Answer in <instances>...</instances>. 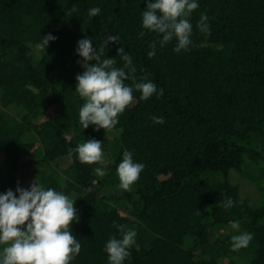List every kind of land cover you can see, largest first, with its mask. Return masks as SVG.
I'll use <instances>...</instances> for the list:
<instances>
[{"label": "trees", "instance_id": "16d2710c", "mask_svg": "<svg viewBox=\"0 0 264 264\" xmlns=\"http://www.w3.org/2000/svg\"><path fill=\"white\" fill-rule=\"evenodd\" d=\"M146 3L0 0V192L29 188L37 178L71 198L80 195L72 230L83 247L72 264H107L103 249L117 233L114 221L138 233L140 250L134 247L125 264H264V203L243 198L229 178L236 170L264 190V0H200L191 16V50L174 52L173 40L152 58L147 52L159 37L142 28ZM95 6L102 11L90 18ZM201 13L210 32L196 27ZM48 33L58 39L37 58L32 47ZM109 34L120 42L103 56L122 66L117 50L124 46L137 77L147 74L164 95L145 101L136 91L113 130L83 129L84 101L75 91L83 68L75 49L85 36L99 49ZM153 115L165 123L155 124ZM93 138L115 161L103 177L94 174L98 163L70 154ZM125 148L146 165L132 191L120 189L116 172ZM65 159L71 162L61 169ZM29 166L32 173L20 178ZM95 186L103 190L97 202L89 192ZM225 197L233 207H223ZM234 220L254 233L238 252L231 249Z\"/></svg>", "mask_w": 264, "mask_h": 264}, {"label": "clouds", "instance_id": "9594fccd", "mask_svg": "<svg viewBox=\"0 0 264 264\" xmlns=\"http://www.w3.org/2000/svg\"><path fill=\"white\" fill-rule=\"evenodd\" d=\"M200 6V0H147L142 16V28L154 32L159 39L153 40L149 58L157 55V46L163 48L175 40L173 51L180 53L191 50L193 46V23L191 16ZM90 18L99 16V6L88 10ZM201 31H209L208 16L201 13L196 25ZM145 31H141L142 38ZM58 39L52 33L43 36L42 47ZM113 42H120L118 35L109 34L100 48L93 46V39L85 36L77 42L76 54L81 58L79 63L83 72L76 76L75 91L84 101L79 109V123L83 129L94 126L95 130H113L120 122V115L131 106L139 91L140 99L148 100L153 96L160 98L164 88L143 75L137 77V66L132 55L121 46L117 55L123 61L117 66L115 57L103 56V50ZM95 61L94 63H90ZM132 81V83H128ZM155 124L165 123L164 116H152ZM82 164H99L93 169L94 174L107 175L108 163H115L106 158L103 141L86 139L70 149ZM146 165L134 158V152L125 148L122 159L116 167L119 176V187L132 191L134 184ZM224 208H231L235 201L231 197L223 200ZM78 210L75 199L62 190L48 187L37 178L29 188L17 185L15 191L9 188L0 192V264H72L80 254L82 243L74 235L72 223L78 222ZM117 233L106 241L104 252L107 253V264H125L132 256V249L140 250L137 242V230L126 224L113 222ZM231 249L235 252L247 248L254 239V233L241 230L239 220L230 222Z\"/></svg>", "mask_w": 264, "mask_h": 264}, {"label": "rangeland", "instance_id": "374dc122", "mask_svg": "<svg viewBox=\"0 0 264 264\" xmlns=\"http://www.w3.org/2000/svg\"><path fill=\"white\" fill-rule=\"evenodd\" d=\"M47 47H48V45L45 47V49L42 47V45L32 47V53L35 54V56H37V58H39L42 56V54L47 49ZM70 162H71V160L65 159L61 163V169L66 168L70 164ZM30 173H32V167L31 166L26 167L25 169L21 170L18 173V175L22 179H27V177ZM229 178L233 184H236L239 186L240 193H241L243 198L250 199L251 203L253 205H256V206L264 203V190H261L260 189L261 187L258 186V184H256V182H252V181L248 180L247 178H243L240 175V173L237 172L236 170H232L230 172ZM89 192L91 193V195H93V202H97L103 194V190L98 186L90 188ZM113 193L116 196L121 195V192L119 189H116L115 191H113ZM72 196L74 199L80 198V195L72 194ZM223 232L228 233V231H225V230ZM214 236H217V234H214Z\"/></svg>", "mask_w": 264, "mask_h": 264}]
</instances>
